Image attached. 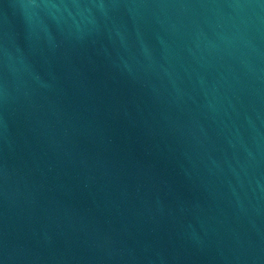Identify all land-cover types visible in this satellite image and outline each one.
<instances>
[{
  "label": "water",
  "instance_id": "1",
  "mask_svg": "<svg viewBox=\"0 0 264 264\" xmlns=\"http://www.w3.org/2000/svg\"><path fill=\"white\" fill-rule=\"evenodd\" d=\"M0 264H264V0H0Z\"/></svg>",
  "mask_w": 264,
  "mask_h": 264
}]
</instances>
